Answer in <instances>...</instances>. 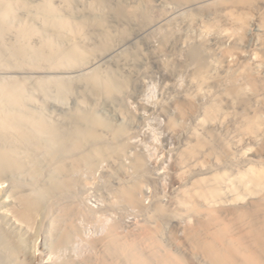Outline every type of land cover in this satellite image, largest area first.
<instances>
[{
  "label": "bare ground",
  "instance_id": "bare-ground-1",
  "mask_svg": "<svg viewBox=\"0 0 264 264\" xmlns=\"http://www.w3.org/2000/svg\"><path fill=\"white\" fill-rule=\"evenodd\" d=\"M80 1L0 0V264H264V0ZM158 74L168 190L123 118Z\"/></svg>",
  "mask_w": 264,
  "mask_h": 264
},
{
  "label": "rangeland",
  "instance_id": "rangeland-1",
  "mask_svg": "<svg viewBox=\"0 0 264 264\" xmlns=\"http://www.w3.org/2000/svg\"><path fill=\"white\" fill-rule=\"evenodd\" d=\"M34 2L36 3L37 0H34ZM82 2L79 5L77 4V7H80L82 5V8H84L85 6L87 8L89 4L88 1L84 0V2ZM110 67V65L107 68L105 66L101 67L100 70H102V74L105 71V73H109L110 76L115 77L118 75L124 77L130 76V74L134 72V66L131 69L130 65L126 67L119 66L120 69L118 67H115L114 65L111 68ZM142 78L143 79H141V82H136V86L128 91L129 94L128 92H125V98L127 100H124H126L127 103H125L123 100V118L125 122L132 126L134 125V127L139 125L138 128L136 127L137 130H139L134 136L133 142L135 141L134 143H136V147L146 154L149 165H151V167L154 166L153 168H158L159 171L164 173L163 175L165 176H163L164 178L161 183L164 185V189L168 190L175 180V155L172 148L176 147V143L178 140H176L177 136L175 137V133L167 128L168 116L160 113L159 111H156L157 103L161 98L163 92L162 86L164 83V78L160 74L155 76L143 75ZM77 90L76 92H74V94L69 96L67 100H65L66 103H63L65 108L69 107L71 109L78 106L80 109H86L85 107L92 102V100L90 99V101L86 103L87 105L85 103H81L82 92L80 91V87V92H77ZM83 104H85V107ZM116 111V106L111 104L108 111L110 117L114 118L116 114H118V111ZM160 190L162 193L161 188ZM94 191H92V193L89 192V194H91L88 197L89 202L91 204L93 203V205H99L103 202L102 198H100V193L98 191ZM87 223L90 224L89 222ZM91 225H88V228H90L87 229V232H93L91 231V229L93 230L94 225L92 227ZM98 228H94V230H98Z\"/></svg>",
  "mask_w": 264,
  "mask_h": 264
}]
</instances>
